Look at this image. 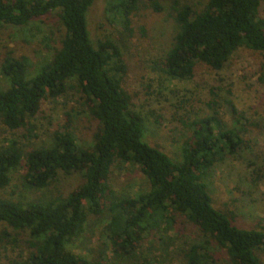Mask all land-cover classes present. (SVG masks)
Here are the masks:
<instances>
[{
    "label": "trees",
    "instance_id": "obj_1",
    "mask_svg": "<svg viewBox=\"0 0 264 264\" xmlns=\"http://www.w3.org/2000/svg\"><path fill=\"white\" fill-rule=\"evenodd\" d=\"M95 0H0V31L5 25L28 26L58 11L66 30L51 62L29 76L25 56L8 55L2 73L10 87L0 90V120L16 130L30 124L46 99L58 98L69 88L84 97L97 121L93 144L82 147L68 130L56 131L52 144L26 154L16 143L0 149V190L24 162L23 183L40 190L60 174H79L83 182L69 193L31 201L0 197V225L28 233V252L10 264H119L101 253L88 258L69 249L86 230L91 215L109 210L106 233L113 250L132 255L147 234L168 230L185 218L196 225L201 240L185 253L188 264H218L212 247L223 249L228 264H262L264 224L241 228L230 214L214 205L204 177L219 162L237 153L248 129L227 127L216 116L190 124L192 135L184 143L181 161L174 160L144 140L145 122L131 109V96L123 87L127 66L117 44L106 39L96 47L90 36L88 12ZM141 0H107L108 12L131 31L134 12ZM156 11L161 0H150ZM262 0H208L195 10L181 0H171L175 34L159 61L174 79L193 78L199 63L221 70L241 47L264 53ZM234 113L237 112L233 107ZM242 123L243 117L237 119ZM135 163L150 182V189L136 197L113 201L108 180L117 162ZM4 229L1 245L10 233Z\"/></svg>",
    "mask_w": 264,
    "mask_h": 264
},
{
    "label": "rangeland",
    "instance_id": "obj_2",
    "mask_svg": "<svg viewBox=\"0 0 264 264\" xmlns=\"http://www.w3.org/2000/svg\"><path fill=\"white\" fill-rule=\"evenodd\" d=\"M181 1L198 11L208 2ZM160 2L163 10L156 11L150 0H141L128 31L117 20H111L115 18L108 12L107 0H95L88 12L93 44L97 47L100 41L109 39L119 46L127 66L123 87L131 96V109L144 119V140L174 160L183 159V146L192 135L190 124L194 121L216 116L229 128L248 129L240 150L217 163L204 179L216 208L232 215L241 228H258L264 224V53L241 47L221 70L199 63L193 78H171L161 69L159 61L171 45L175 21L171 0ZM260 16L264 18V0ZM65 33L58 11L28 26L5 25L0 31V90L10 87V81L2 73V63L8 55L25 56L30 64L29 76H33L52 61ZM241 117L239 123L237 119ZM65 130L82 147L92 146L97 121L76 88H69L58 98L44 100L25 127L12 130L0 120V149L16 143L26 154L50 146L54 133ZM24 173L23 162L12 172L11 183L0 190V197L22 201L49 199L69 193L83 182L79 174H60L49 187L35 190L24 185ZM108 183L111 191L107 206L150 189L147 176L135 163L117 161ZM108 214L105 208L104 213L91 215L85 232L69 249L91 259L102 253L108 261L119 264H188L186 251L191 244L202 241L199 228L181 217L168 230L147 234L134 254L121 256L107 237ZM4 229L10 236L1 245L0 264L21 262L28 252V233L0 225V235ZM212 249L218 264H228L223 249L215 244ZM259 256L264 264V251Z\"/></svg>",
    "mask_w": 264,
    "mask_h": 264
}]
</instances>
